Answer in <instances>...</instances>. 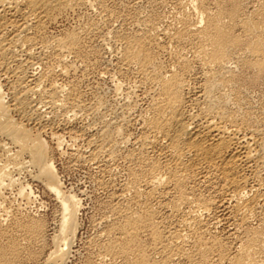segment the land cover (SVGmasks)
<instances>
[{"label":"bare ground","instance_id":"bare-ground-1","mask_svg":"<svg viewBox=\"0 0 264 264\" xmlns=\"http://www.w3.org/2000/svg\"><path fill=\"white\" fill-rule=\"evenodd\" d=\"M130 1L134 14L121 17L104 0H0V264H67L83 205L44 139L60 150L63 134L86 142L70 158L116 188L92 242L103 261L264 264V95H253L264 85V0L246 14L238 0H191L197 19L183 14L171 31ZM80 12L91 16L62 29ZM97 35L103 72L120 78L112 104L82 87L100 62ZM29 169L59 206L49 252L41 219L3 207L11 186L29 206L34 191L14 177Z\"/></svg>","mask_w":264,"mask_h":264},{"label":"rangeland","instance_id":"rangeland-1","mask_svg":"<svg viewBox=\"0 0 264 264\" xmlns=\"http://www.w3.org/2000/svg\"><path fill=\"white\" fill-rule=\"evenodd\" d=\"M128 1H130V0H104L106 5H108V7L110 6L109 7L110 9L113 8L112 10L115 13L118 12V13H116L117 15H120L121 17H123L124 15L126 17L127 16L131 17L134 14V10L132 8L131 1L129 3H128ZM151 1L149 0V2L151 4L152 3L154 4V5L152 4L153 6L148 5V4H150L148 2V0H144V2H141V4L139 5V10L141 11V13H144V14L146 13L147 15L148 14H150V15L154 14L156 17H158V16H159V18L162 17L161 18L162 25L160 23L159 24L160 26H158V28L159 27L161 28V29L159 28L160 31H163V30H170L171 31V30H174V28L181 27V23H179V22H180V18H182L184 15H186L187 17L191 16L190 17L191 19L192 18L197 19V17L193 14V9L191 8V5H190V3L194 0H192V1L191 0H156V2H155V0L154 1L151 0ZM238 1L242 4L241 7H242L244 14H246L251 7H253V6L257 7L258 6L257 4H259L261 2V0H247V1L246 0H238ZM180 3L182 6L180 5ZM145 4L147 6H145ZM141 7H143L145 11ZM149 9L151 12L149 11ZM157 11L158 12L160 11V12L158 13ZM82 13L83 12L78 13L79 15L77 14L79 17L77 15L68 16L67 17L68 19L66 18L67 21L65 20L63 22V28L62 29H74V28H76V26L78 27L80 25L79 23H81V22L84 23L86 21L87 16H91V15L85 16L84 13L83 14ZM80 16H81V18H80ZM79 19H80V21H78ZM118 23L115 22V24H113V26L115 27V25L117 24L116 27L117 26L119 27L120 24H118ZM58 30L61 31V28H58L57 31ZM60 31H58V32H60ZM98 36L99 35H97L94 38V41H92V43H95L96 45L91 43L92 44L91 46H93L94 48H99V56L97 59L100 62L98 63L99 65L97 66L98 69L97 68L94 69V71H92L91 74L88 75L89 77L86 78L84 81V83L85 82H87V83H85L86 85L83 83L82 87L83 86L85 87V89L83 87V90L88 92V95L92 91H95V90H96V92L98 91L97 93L99 95H101V96L103 95V97L106 100L108 98L107 101L110 104H112L114 98L116 99V95L114 94L115 92H114V88H113L114 87L113 84L116 82V81L114 82V79L119 80L120 78L118 79L117 75H109V77H108V75L103 72L104 69L106 68V64H104L102 61L104 60V62H105L106 60H109L108 57H110V55L107 52L103 51L102 47H100L101 38H100V36L99 37ZM97 39H99V40H97ZM98 41H100V42H98ZM163 59L166 60V57L164 56ZM100 63H101V65H100ZM103 74H104V76H103ZM90 75H91V77H90ZM114 77H117V78H114ZM95 79H96V81L97 80L98 81L96 82ZM130 79H132V78H130ZM111 80H113V82H110ZM90 85L92 88L89 87ZM88 87L90 89H88ZM261 88L262 87H260V89H257L254 91L253 95L257 96V97L254 96L255 98H258V97L261 98L262 96H260V95H264L263 94L264 93V85L262 88V90H263L262 92H261ZM258 91H260V92H258ZM257 93H259V94L261 93V94L259 95ZM138 94H140V92H138ZM134 130H135L134 133H138L136 128ZM63 136H65L63 141L66 143L63 142L64 145L60 150L56 149V147H55L56 144L54 143V141H52V139L49 137V135L48 136L45 135L44 139L47 141V143H49L51 148H53L52 156H54L53 159L55 161V165H56L60 180L63 184V187H64L63 189L67 192L71 191L73 194L78 195L79 198L82 200L81 204L83 205V207L81 208V210L79 211V214L77 216L78 227H79L78 233L79 234L76 235L77 237L75 239V242H73V244L71 246V249H70L71 255H69V258L67 260V264H101V263L102 264L103 263L104 264H108V263L110 264L111 261H109L108 259H105V261H103L104 260L103 257H102L103 259L98 257V256H100V251L97 250L96 245L93 244L92 242L95 239V237L97 236V234H96L98 232L97 227H99V225H97V224H99V221L102 220L103 218L110 216V209L109 208L112 206V202L114 199L113 196L111 197V195L114 194V191L116 188H112V187L106 188V187H103L100 185L101 180H106L109 178V175H108L109 173L104 172V171L102 172V170L100 168L97 169L98 167H96L92 163H87V162L86 163L85 162L80 163V162H76L70 158V154L72 153V151H75L78 149L81 150V149H84L87 147L84 139L73 142L71 140L69 134H67V136H66V134L65 135L63 134ZM116 165L118 167L113 166L112 172L114 174L117 173V177H118L117 183H119V182L123 183L127 180L126 178H128L127 172L125 174V169H124L121 162L116 164ZM99 170H101V171H99ZM27 171H22V172H20L21 174L19 173V175H18V173H15V175L13 173V175L17 180H19V182H21V183L23 182L24 184H26V185L29 184L31 186V189L34 191V196L32 198L31 203L29 204V206H26V205L24 206V204H23L24 202L22 201L23 203H21V199L18 197V194H17L18 193V191H17L18 187L17 186L16 187L11 186L13 188L8 187V189L6 188L7 190L6 189L2 190L3 193L5 192L4 196H5V203H6V204L4 203L5 205L3 207H4V209H6L5 207H7L6 210H8V211H10V209L12 211L13 210L16 211V209L18 210V208H19V211L21 212L20 214L22 216L28 215V216L34 217L37 220L41 219V221L45 224V237L48 240L47 250L49 252V250L51 251L53 249V244L51 242V236H52L53 231H54V226L57 222L56 219L60 213L59 212V206L57 205L55 196H52L48 192V190H46L44 188V186L41 183H39L38 181L35 182L32 180V177L29 174V172L30 171L33 172V170L29 169ZM103 177H105V178H103ZM121 179L123 181H121ZM8 206H11V207H8ZM12 207H13V209H12ZM0 214L2 216H4L5 212L2 211V213H0ZM1 215H0V217H1ZM174 221L175 220H172L171 223L172 222L174 223ZM100 223H101V221H100ZM257 224H258L257 221L253 222L254 227H256ZM263 229H262V231H263ZM213 231L214 232L216 231L217 234H219V235H223V234L225 235L226 234V232H225L226 230H225L224 225H220L219 228H216V230L213 229ZM262 233H264V232H262ZM141 242H142V244L146 250H148L152 245L151 237L147 234H145L141 237ZM262 242H263V244H262ZM261 245L263 248L264 247V235H262V238H261ZM263 252H264V248H263ZM263 252H262V256L264 255ZM263 258H264V256H263ZM101 259H102V261H101ZM100 261H101V263H100ZM113 263L114 264L115 263L116 264H125L122 261V259L121 260L117 259ZM24 264H33V261L28 262V263H24Z\"/></svg>","mask_w":264,"mask_h":264}]
</instances>
